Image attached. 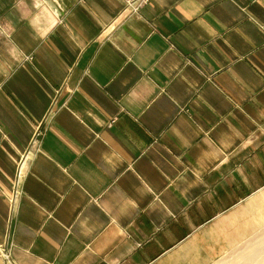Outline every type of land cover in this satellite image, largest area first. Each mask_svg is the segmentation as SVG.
<instances>
[{
  "label": "crops",
  "instance_id": "obj_1",
  "mask_svg": "<svg viewBox=\"0 0 264 264\" xmlns=\"http://www.w3.org/2000/svg\"><path fill=\"white\" fill-rule=\"evenodd\" d=\"M128 1L0 0L16 264H214L264 226V0Z\"/></svg>",
  "mask_w": 264,
  "mask_h": 264
},
{
  "label": "built area",
  "instance_id": "obj_2",
  "mask_svg": "<svg viewBox=\"0 0 264 264\" xmlns=\"http://www.w3.org/2000/svg\"><path fill=\"white\" fill-rule=\"evenodd\" d=\"M150 2V0H130L127 2L126 10L130 11L133 14L138 13L142 7L147 5ZM40 130L37 131L34 142L37 141V137L40 135ZM29 155L25 154L18 167L17 176H16V182L14 187V192L10 201L11 211L14 213L18 203L20 201V197L22 194V182L26 175V169L29 162ZM14 246V242L11 237H8L5 243L0 244V255L5 259L7 264H16L12 257V248Z\"/></svg>",
  "mask_w": 264,
  "mask_h": 264
},
{
  "label": "rangeland",
  "instance_id": "obj_3",
  "mask_svg": "<svg viewBox=\"0 0 264 264\" xmlns=\"http://www.w3.org/2000/svg\"><path fill=\"white\" fill-rule=\"evenodd\" d=\"M214 264H264V226Z\"/></svg>",
  "mask_w": 264,
  "mask_h": 264
}]
</instances>
